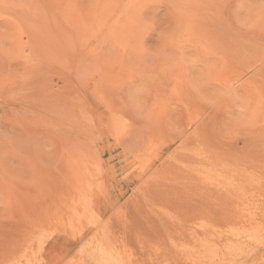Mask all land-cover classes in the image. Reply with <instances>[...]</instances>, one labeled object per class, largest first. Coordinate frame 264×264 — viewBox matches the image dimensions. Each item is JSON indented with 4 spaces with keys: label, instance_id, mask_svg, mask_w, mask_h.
<instances>
[{
    "label": "rangeland",
    "instance_id": "obj_1",
    "mask_svg": "<svg viewBox=\"0 0 264 264\" xmlns=\"http://www.w3.org/2000/svg\"><path fill=\"white\" fill-rule=\"evenodd\" d=\"M0 264H264V0H0Z\"/></svg>",
    "mask_w": 264,
    "mask_h": 264
},
{
    "label": "bare ground",
    "instance_id": "obj_2",
    "mask_svg": "<svg viewBox=\"0 0 264 264\" xmlns=\"http://www.w3.org/2000/svg\"><path fill=\"white\" fill-rule=\"evenodd\" d=\"M198 130H199V129H198ZM207 145H208V144H207ZM207 148H208V146H207ZM207 148H206V149H207ZM211 149H212V148H211ZM200 150H201V149H200ZM210 151H211V150H210ZM197 152H198V151H197ZM204 152H205V150H204ZM218 153H219V152H218ZM204 154H205V153H204ZM200 155H201V154H200ZM215 156H216V155H215ZM218 157H219V156H218ZM197 158H198V157H197ZM193 159H194V158H193ZM206 159H207V158H206ZM188 160H189V159H188ZM190 160H191V158H190ZM195 160H196V158H195ZM200 160H201V159H200ZM201 162H202V161H201ZM169 163H170V162H169ZM216 163H217V162H216ZM187 164H189V163H187ZM209 165H210V164H209ZM166 167H167V166H166ZM166 167H165V168H166ZM195 167H196V166H195ZM165 168H164V169H165ZM190 168H191V167H190ZM166 169H167V168H166ZM191 169H192V168H191ZM162 170H163V169H162ZM167 170H168V169H167ZM172 170H173V169H172ZM178 170H179V169H178ZM167 173H168V172H167ZM174 173H175V172H174ZM176 173H177V172H176ZM176 173H175V175H176ZM173 175H174V174H173ZM198 176L201 177V175H198ZM198 176H197V180H198ZM212 176H213V175H212ZM147 178H148V177H147ZM160 178H161V177H160ZM162 178H163V177H162ZM168 178H169V177H168ZM199 179H201V178H199ZM147 180H148V179H147ZM160 180H161V179H160ZM157 181H158V180H157ZM164 181H165V180H164ZM148 182H149V180H148ZM168 182H169V181H168ZM146 183H147V182H146ZM155 183H156V182H155ZM165 183H166V182H165ZM210 183H211V182H210ZM214 183H215V182H214ZM159 184H161V182H160ZM169 184H172L171 181H170ZM211 184H212V183H211ZM217 184H218V183H217ZM148 186H149V184H148ZM161 186H162V185H161ZM163 186H164V183H163ZM163 186H162V187H163ZM169 186H170V185H169ZM196 186H197V187H202V188H204V189H202V188L199 189V193H200V194H198V195H203V194H201V193H207L208 195L211 194V193L213 194L214 192H212V189L217 187L216 185H215L216 187H214L213 185L210 186V185H209L208 183H206V182H205V187H204V185H203V182H199V183L197 182ZM150 187H151V186H150ZM153 187H154V186H153ZM155 187H156V186H155ZM155 187H154V188H155ZM158 187H160V185H159ZM164 187H167V186H164ZM172 187H173V186H172ZM194 187H195V186H194ZM145 188H146V187H145ZM145 188H143V189H145ZM169 188H170V187H169ZM169 188H168V189H169ZM173 188H176V187H173ZM165 189H167V188H165ZM171 189H172V188H170L169 190H171ZM197 189H198V188H197ZM156 190H158V189H156ZM154 191H155V190H154ZM166 191H167V190H166ZM187 191H189V190H187ZM197 191H198V190H197ZM167 192H168V191H167ZM185 192H186V191H185ZM163 193H164V191H163ZM183 193H184V192H183ZM188 193H189V192H188ZM155 194H156V193H155ZM180 194H181V192H180ZM184 194H185V193H184ZM196 194H197V193H195V192L192 191V192H191V195L188 194V197H189V196H192V195H196ZM186 195H187V193H186ZM204 195H205V194H204ZM216 195H217V194H216ZM210 196H211V195H210ZM216 197H217V196H216ZM192 198H193V197H192ZM213 198H214V197H213ZM176 199H177V198H176ZM176 199H175V200H176ZM194 199H195V198H194ZM199 199H200V198H199ZM209 199H210V197H209ZM211 199H212V198H211ZM211 199H210V201H211ZM218 199H219V196H218ZM220 200H221V199H220ZM177 201H179V200H177ZM210 201H209V202H210ZM214 201H216V200L213 199V203H214ZM217 202H218V201H217ZM219 203H220V202H219ZM189 206H190V205H189ZM195 208H196V207H195ZM198 208H199V207H198ZM202 208H205V207L202 205ZM202 208H200V209H202ZM206 208H208V206H206ZM200 209H197V210L200 211ZM212 209H213V208H212ZM190 210H191V209H190ZM202 210H203V209H202ZM172 211H173V210H172ZM208 211H209V210H208ZM120 212H121V211H120ZM124 212H125V214H124V216H125V215H126V211H124ZM193 212H194V211H193ZM195 212H196V209H195ZM204 212H205V211H204ZM201 213H202V212H201ZM128 214H129V212H128ZM128 214H127V215H128ZM130 215H131V214H130ZM130 215H129V216H130ZM113 216H114V215H113ZM114 217H115V216H114ZM126 217H127V216H126ZM129 218H131V216L128 217V219H127V220H129L128 222H129V224L131 225L130 222H132V221H130V220H133L134 218H133V219H129ZM187 219H188V218H187ZM133 221H134V220H133ZM124 222H125V220H124ZM184 222H185V221H184ZM132 223H133V222H132ZM123 224H125V223H123ZM130 225H129V226H130ZM125 226H126V225H125ZM125 226H124L123 228H127L126 230L130 229V230L128 231V232H130V231H131V228H130V227H131L132 225H131L130 227H125ZM127 226H128V225H127ZM123 228H122V229H123ZM119 229H120V228H119ZM134 229H135V228H133L132 231H133ZM119 231H121V230H119ZM132 231H131V232H132ZM138 231H139V230H138ZM138 231H136L137 233H135V232L133 231V234H135V242L138 240L137 237H136V235L138 234ZM193 231H194V230H193ZM116 232H117V231H116ZM124 232H125V233H128L127 231H124ZM131 232H130V233H131ZM190 232H191V231H190ZM140 233H141V232H140ZM98 234H99V233H98ZM116 234H117V233H116ZM123 234H124V233H123ZM194 234H195V233H194ZM197 234H199V233H197ZM126 235H127V234H126ZM126 235H125V239H126ZM129 235H131V234H129ZM140 235H142V234H140ZM95 236H97V235L95 234ZM127 237H128V236H127ZM120 238H121V237H120ZM128 238H129V237H128ZM128 238H127V239H128ZM131 238H132V236H131ZM104 239H105V238H104ZM127 239H126V241L129 242ZM129 239H130V238H129ZM114 240H115V239H114ZM121 240H122V239H121ZM133 240H134V236H133V238H132V241H133ZM115 242H116V241H115ZM138 242H139V241H138ZM140 242H141V241H140ZM155 242H156V241H155ZM118 243H119V242H118ZM121 243H122V242H121ZM119 244H120V243H119ZM137 245H138V244H137ZM144 246H145V245H144Z\"/></svg>",
    "mask_w": 264,
    "mask_h": 264
}]
</instances>
